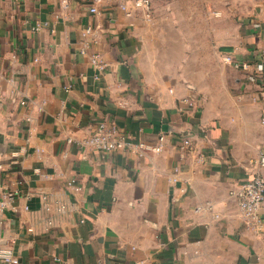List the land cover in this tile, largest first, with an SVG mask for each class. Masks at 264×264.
Returning <instances> with one entry per match:
<instances>
[{
    "label": "crops",
    "instance_id": "obj_1",
    "mask_svg": "<svg viewBox=\"0 0 264 264\" xmlns=\"http://www.w3.org/2000/svg\"><path fill=\"white\" fill-rule=\"evenodd\" d=\"M240 1L212 68L208 32L170 14L158 32L119 0H0V247L15 264H264V206L247 225L230 194L264 153V73L246 78L264 63V0ZM100 120L163 148L80 144Z\"/></svg>",
    "mask_w": 264,
    "mask_h": 264
},
{
    "label": "built area",
    "instance_id": "obj_2",
    "mask_svg": "<svg viewBox=\"0 0 264 264\" xmlns=\"http://www.w3.org/2000/svg\"><path fill=\"white\" fill-rule=\"evenodd\" d=\"M100 1L92 0L89 11L92 13L97 12V4ZM61 6L62 9H66L68 6L67 0H61ZM118 7L126 14H131L134 10H140L146 20H150L152 17L150 0H119ZM38 28L39 26L35 27V29ZM89 32H92V27L86 26L83 34ZM81 52H85V49H82ZM224 60L240 69H248L250 66L248 62L235 60L231 55H225ZM90 62L97 68L103 66L98 52L90 54ZM263 73L264 63L257 62L254 65V69L246 73V78L250 81H256ZM182 100L187 104H192V100H189V98H183ZM262 121L264 122V118H262ZM164 141V134H159L154 142L133 141L130 136L121 133L115 123L100 120L96 123L94 132L80 140V144L99 151L126 149L142 155L147 151L160 152ZM182 143L183 146L192 149L193 145L189 138L185 137ZM203 157V152L197 154V159L202 160ZM230 194L246 217L247 225H249L250 220L259 221L256 213L260 206H264V153H260L258 159L255 161V172L239 180L236 186L230 190ZM0 259L12 264L18 261L11 247L8 245L0 247Z\"/></svg>",
    "mask_w": 264,
    "mask_h": 264
},
{
    "label": "rangeland",
    "instance_id": "obj_3",
    "mask_svg": "<svg viewBox=\"0 0 264 264\" xmlns=\"http://www.w3.org/2000/svg\"><path fill=\"white\" fill-rule=\"evenodd\" d=\"M152 6V21L158 32H166V20L170 14L172 23L184 24L187 28L202 27L203 32H208L203 41L204 45L208 47L203 53V65L207 67H216L217 57L213 52V46L215 39L212 32H228L226 25L230 19L235 24L238 23L241 17V11L239 10L240 0H184V8L187 10V14L178 19L174 15L173 0H150ZM197 12L195 11V9ZM228 16V17H226ZM221 26L223 27L222 29ZM225 27V28H224ZM194 33L192 32V35ZM194 38L187 37L188 47L193 43ZM190 53H187L189 56ZM224 75H229V71L224 70ZM235 89V88H232ZM237 89H235V92ZM240 91V90H239ZM242 91V90H241ZM234 95V94H233Z\"/></svg>",
    "mask_w": 264,
    "mask_h": 264
}]
</instances>
